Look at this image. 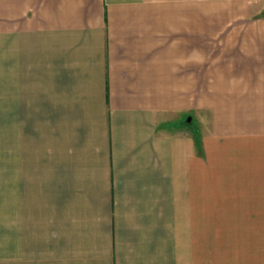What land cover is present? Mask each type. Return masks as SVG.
Returning a JSON list of instances; mask_svg holds the SVG:
<instances>
[{"label": "crops", "instance_id": "crops-1", "mask_svg": "<svg viewBox=\"0 0 264 264\" xmlns=\"http://www.w3.org/2000/svg\"><path fill=\"white\" fill-rule=\"evenodd\" d=\"M5 3L23 255L264 264V0Z\"/></svg>", "mask_w": 264, "mask_h": 264}, {"label": "rangeland", "instance_id": "rangeland-1", "mask_svg": "<svg viewBox=\"0 0 264 264\" xmlns=\"http://www.w3.org/2000/svg\"><path fill=\"white\" fill-rule=\"evenodd\" d=\"M5 8V0H0V264H33L30 262L29 238L26 240V254L23 255L22 234L17 232L12 217L10 219L13 206L17 204L22 193L18 184V175L13 174L12 169L22 165H36L37 157L31 156L30 136L27 135L25 140L23 139L24 127L8 125L7 73H5L6 14L3 12ZM45 145L44 141L43 146ZM35 146L37 151L38 144L35 143Z\"/></svg>", "mask_w": 264, "mask_h": 264}]
</instances>
